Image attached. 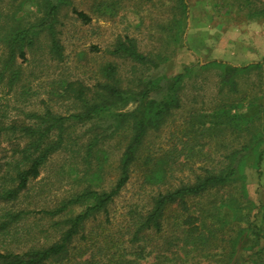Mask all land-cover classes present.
Returning <instances> with one entry per match:
<instances>
[{
	"label": "trees",
	"instance_id": "16d2710c",
	"mask_svg": "<svg viewBox=\"0 0 264 264\" xmlns=\"http://www.w3.org/2000/svg\"><path fill=\"white\" fill-rule=\"evenodd\" d=\"M65 1L36 0L34 5L39 15L26 27L18 21L8 29L0 82L7 74L9 84L14 81L16 56L23 57L41 37L47 41L48 55L56 61L63 59L57 22ZM112 1L120 0L95 2L93 9L99 16L110 13L114 8ZM186 1L173 0L180 16L173 18L169 25L176 30L185 23ZM235 2L238 7L234 12L245 11L242 16L245 20H264V0ZM219 3L229 14L233 13L227 7L230 4L227 0ZM72 12L84 24L91 20L81 11L73 9ZM109 52L141 68L140 76L132 75L124 84L116 64L107 63L92 86L78 81L60 83L55 97L75 105L69 115H58L45 107L42 112L25 113L22 119L2 122L0 117L1 233L30 214L24 210L2 212V206L21 199L54 155L80 144L76 152L80 149L89 158L97 156L114 138L125 141L118 160V177L109 190L98 188L99 173L93 172L91 181L58 207L38 211L59 231L56 240L47 242L46 239L42 245L16 252L0 251V264H99L96 256H92L93 260L90 258V252L102 235V228L96 231L88 224L99 215L109 222L108 209L130 181L131 169L146 137L158 131L181 108V94L192 74L210 70L216 71L210 110L190 109L180 136L175 138L180 149L187 150V159L194 152L199 153L200 166L193 170L191 177L175 179L172 184L165 183L168 169L157 166L149 170L145 177L148 185L171 186L151 195L147 209L129 213V226L133 227L129 243L137 251H124L109 260V264H264V204L256 206L248 198L244 172L249 167L259 173L264 144V104L257 95H239V84L242 81L241 85L246 86L249 75L253 78L249 90L264 92L261 91L264 58L244 66L212 60L185 66L168 78L163 74L153 78L149 70L159 63L140 52L133 39L118 37ZM130 105L133 108L125 110ZM80 128L84 129L79 131ZM204 146L210 150L207 157L200 153ZM171 148L170 154L175 157L176 147ZM207 159L211 162L205 163ZM180 166L192 168L189 163ZM75 207L82 209L72 214ZM58 215L61 217L53 220Z\"/></svg>",
	"mask_w": 264,
	"mask_h": 264
},
{
	"label": "rangeland",
	"instance_id": "374dc122",
	"mask_svg": "<svg viewBox=\"0 0 264 264\" xmlns=\"http://www.w3.org/2000/svg\"><path fill=\"white\" fill-rule=\"evenodd\" d=\"M35 1L0 2V68L6 56L4 39L8 29L18 21L22 27H26L39 15ZM100 1L102 0H66L61 7L57 22L63 50L61 61L48 55L47 41L42 37L35 41L33 49L25 51L23 57L16 56L13 69L17 77L9 84L7 74L0 82L2 122L22 119L25 113L42 112L45 107L55 114L69 115L75 105L59 101L55 97V92L60 90V83L78 81L92 86L99 80L100 69L107 63L116 64L119 78L124 84L132 79V75L138 78L141 68L128 60L110 55L109 50L118 37L133 39L140 52L159 63L149 70L153 78L162 74L168 78L180 73L185 66H197L212 60L232 66H244L264 58V20L242 18L245 11L234 12L238 7L235 0H227L230 3L227 7L233 12L231 14L220 5V0H187L186 20L180 30L169 25L173 18L180 16L174 9L173 0L112 1L113 10L99 16L93 5ZM73 9L90 16V22L84 24L78 20ZM198 73L194 72L185 83L181 94V108L175 110L158 131L150 132L146 137L131 169L130 181L108 209L109 222H105L104 216L99 215L88 224L89 228L96 231L99 227L102 228V235L90 252L92 260V256H96L100 263L109 264V260L115 259L124 251L133 252L134 246L130 247L129 243L133 229L129 226V213L147 209L151 195L171 186L175 179L185 180L187 176L191 177L193 170L200 166L199 160L202 157H198L199 153L194 152L193 159H187V150H181L179 142L176 143L175 140L180 136L183 121L190 109L208 111L211 101L213 102L216 71ZM247 80L246 86L241 85L242 81L239 84V95H257L264 104V92L260 93L255 88L249 90L252 87V76L249 75ZM261 91H264V86ZM132 108L133 105H130L125 110ZM83 129L80 128L79 131ZM124 144L123 139L114 138L102 147L97 156L89 158L80 149L76 152L80 144L54 155L41 169L39 177L30 183L21 199L2 206V212L24 210L30 214L19 224H15V227L0 232V251L7 249L16 252L42 245L46 239L47 242L56 240L59 231L54 228L50 219L43 217L38 211L58 207L73 192L89 183L95 171L100 177L98 188L109 190L118 177V160ZM99 145L101 147L102 142ZM172 146L177 150L175 157L170 154ZM201 151L207 157L210 150L204 146ZM262 151L259 173L249 167L244 170L247 195L256 206L264 204V144ZM2 157L4 158L3 149ZM3 158L2 161L5 162ZM210 162L211 159L205 161ZM182 163H189L192 168L189 170L181 167ZM157 166L169 170L165 183H171L170 185L164 184L157 188L159 183L148 185L145 182L149 170ZM81 209L75 207L71 212L75 214ZM61 215L53 220L59 219Z\"/></svg>",
	"mask_w": 264,
	"mask_h": 264
}]
</instances>
